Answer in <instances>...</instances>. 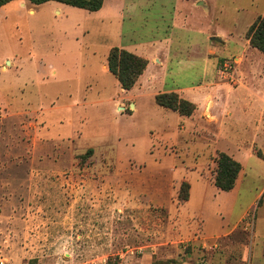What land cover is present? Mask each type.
Returning a JSON list of instances; mask_svg holds the SVG:
<instances>
[{"label":"rangeland","instance_id":"1","mask_svg":"<svg viewBox=\"0 0 264 264\" xmlns=\"http://www.w3.org/2000/svg\"><path fill=\"white\" fill-rule=\"evenodd\" d=\"M149 2L104 0L89 12L13 0L0 9V260L6 264H198L207 256L195 252L196 216L205 220L206 234H218L220 226L237 223L261 187V173L247 169L232 213L221 219L217 201L228 195L195 179L213 181L215 150L245 140L240 130L261 114L260 98L236 81L263 89L256 59L264 57L245 45V34L264 15V0ZM166 33L171 42L156 43L157 50L173 56H201L208 36L226 42L223 55L247 56L237 78L238 60H218L212 88L194 93L199 108L190 117L158 107L150 88L123 95L102 68L111 47L147 46L149 37ZM180 69L172 65L167 86L198 84V66ZM207 95L212 112L233 111L221 129L202 116ZM237 98L255 103L243 113L229 105ZM183 182L193 186L185 206L177 201ZM245 228L241 223L216 239V252L247 243Z\"/></svg>","mask_w":264,"mask_h":264},{"label":"crops","instance_id":"2","mask_svg":"<svg viewBox=\"0 0 264 264\" xmlns=\"http://www.w3.org/2000/svg\"><path fill=\"white\" fill-rule=\"evenodd\" d=\"M151 1L152 2H149V3L156 2V0H151ZM159 3L160 4L157 3L159 8L166 7V5L162 4L161 1H159ZM54 7H56V9L58 8L62 9L60 6H54ZM61 13L62 12H58V14H61ZM215 36L217 37L216 34ZM212 38H215V37L208 36L206 38L207 42L205 44V48L201 56L197 55V51H195V53H190V55L189 54L182 55L181 53V55L173 56L168 50H165V51L157 50L158 46L156 45V43L162 42V41H165L166 43L171 42L170 37L169 35H167V33L164 36H161L158 38L149 37L147 41L149 45L146 44L147 46L145 45L141 46L140 45L141 43H135V41L128 43L129 46H131V49H129L128 47H125L124 45H118V48L120 49L127 48L129 50L128 52L147 60L146 68L144 72L142 73V75L138 78L134 87L129 91H124L123 89L120 88L122 91L121 93L123 95H127V93H131L138 86L140 87L141 90H148L150 88L149 90H152L150 95L153 97V100H154V96L157 94L176 93L178 94L180 98L193 103L196 106V112H197L199 105L193 98L194 93L200 88H209V89L212 88L211 85L209 84H211L212 82L211 80H214L215 73L218 71L217 70L218 60L225 59V58H233L234 61L238 60L239 63L236 64V72H235L236 73L235 78H237L241 74V72H239L238 69L247 58L244 51H242V53L237 56H232V55L227 56L226 54L223 55V52L221 51V49L225 48L226 42L224 40H223V43L214 42L216 40H213ZM245 45L251 48L249 44H245ZM199 46L200 44H196V47H199ZM114 47H117V46H114ZM146 47L150 49L154 48V50L149 51L145 49ZM258 53L264 57L263 54H261L260 52ZM256 63L258 64L259 68H261L262 66L261 73L259 74H263L264 73V70H263L264 62H260L259 58H257ZM256 63L252 62L251 64H256ZM173 64L178 66V68H181L180 73L188 72L191 70L193 66H198L200 68L199 70L200 81H198V84H192V83L184 84V85L173 84L171 86H167L166 81L168 79V75L172 73L171 69H172ZM102 68L104 69V71H108L106 63L102 65ZM242 78L244 77H241V79ZM236 83L240 85L243 91L251 95L253 98H256V99L257 97L260 98L261 102L263 103V106L261 108V114L257 118L254 117V118L248 119L244 127L240 130L241 133H244L245 136H247L245 140H242V139L231 140V143H226L227 145L225 144L226 147H224V149L215 150L217 152H222V153L229 155L231 158H233L235 161H237L240 164L241 170L238 174L235 185L232 190L228 192H223V191L217 190L214 187L212 179H209L207 181L203 179H198V180L195 179V183L198 185H201L207 182L208 185L213 187V190L215 189L214 190L215 193L218 194L219 192H222L228 195L226 202L217 201L216 215L220 218L223 215H225V213L227 215H230L232 213L233 205L240 197V187L243 181L242 179L246 173L245 171L247 169H254L258 171L259 173H261L260 178L263 181V183L261 187L256 191V194L248 201L245 211L240 215L237 223L232 225V227L226 225L227 226L225 227L226 229L222 227L223 225L220 226V230H217L219 231L218 234L217 233H212L211 235L206 234L205 220L202 218L201 215L196 216V218H199L200 221H198V226L195 228V231H194L195 233L192 234L193 240L196 245L195 252H196V255L199 254L198 252H201L202 255L204 254L207 256L205 260H201L198 264H219L220 263L219 260L221 258H223V261L225 262L222 264H264V159H260L255 155L256 150H259L262 153H264V86H263V89H261L260 87L248 86L245 81L244 83L242 81L240 83L237 80ZM258 89H261L262 91ZM120 100L124 101L125 99L120 98ZM229 103H230L229 105L231 106L238 105V107L240 108V111L245 113L252 106V104L255 103V99H253L252 101L250 99L237 98V99H233L232 102H229ZM213 104L214 102L207 95L205 97V103H204V107L202 110V116L204 117L206 121L211 120V122H213L214 124H218L219 128L221 129L224 126V120L222 119V117L223 116L225 117L226 115H229V117H234V114H233V111L228 109V107H224L222 111H220V109L219 110L215 109L214 112H212ZM235 130L238 131L239 128ZM248 163H251V164H248ZM192 192H193V186L190 183L189 198H188V201L185 202L183 206L187 205L192 200ZM220 197H223V196H220ZM252 208H255L256 212L251 213L253 218H252L251 228L248 229L250 232L249 241L247 243L234 242L231 245H227L224 248L226 251L225 252L223 251L222 254L220 252L219 253L216 252L218 243L215 242V240L220 237H228L234 232L235 229L239 227L241 223H246L247 225V223L250 221V219L247 217L250 214L248 212ZM183 211L184 213L188 212L186 211V209H183ZM221 219H223V217ZM221 255L223 256L221 257ZM180 260L183 261L182 259Z\"/></svg>","mask_w":264,"mask_h":264},{"label":"trees","instance_id":"3","mask_svg":"<svg viewBox=\"0 0 264 264\" xmlns=\"http://www.w3.org/2000/svg\"><path fill=\"white\" fill-rule=\"evenodd\" d=\"M13 0H0V9L8 2ZM32 5H42L47 2H56L62 5L82 9L89 12H96L101 9L104 0H26ZM245 38L251 48L264 55V15L259 16L248 27ZM147 65V60L132 54L124 49L112 47L106 58L107 70L112 74L121 89L131 90L138 78L142 75ZM157 106L176 112L179 116L190 117L196 110V106L178 96L176 93H162L154 96ZM89 152V151H88ZM255 155L264 159V153L259 150ZM216 171L213 179L214 186L223 192L233 189L238 174L241 170L240 164L229 155L217 152L215 157ZM190 186L187 182L180 185L177 195L178 203H185L189 198ZM170 264H176L175 261Z\"/></svg>","mask_w":264,"mask_h":264},{"label":"built area","instance_id":"4","mask_svg":"<svg viewBox=\"0 0 264 264\" xmlns=\"http://www.w3.org/2000/svg\"><path fill=\"white\" fill-rule=\"evenodd\" d=\"M222 68H226V64L223 65ZM221 71H222V70H221ZM221 71H220V72H221ZM247 217L250 219V221L247 223L246 228L249 229V228H251V225H252V218H253V216L250 214V215L247 216ZM0 264H6V263H5L3 260H0Z\"/></svg>","mask_w":264,"mask_h":264},{"label":"water","instance_id":"5","mask_svg":"<svg viewBox=\"0 0 264 264\" xmlns=\"http://www.w3.org/2000/svg\"><path fill=\"white\" fill-rule=\"evenodd\" d=\"M213 40H216V41H218V39L217 38H212Z\"/></svg>","mask_w":264,"mask_h":264}]
</instances>
